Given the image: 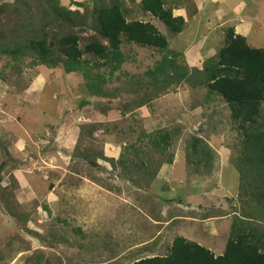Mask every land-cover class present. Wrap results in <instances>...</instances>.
I'll list each match as a JSON object with an SVG mask.
<instances>
[{"label":"rangeland","instance_id":"obj_1","mask_svg":"<svg viewBox=\"0 0 264 264\" xmlns=\"http://www.w3.org/2000/svg\"><path fill=\"white\" fill-rule=\"evenodd\" d=\"M23 1L40 24L47 2ZM112 1L58 0L88 18L94 2ZM118 1L127 20L154 24L168 50L123 43L125 61L101 93L87 90L80 71L0 54V264H130L165 255L180 235L217 256L234 218L264 231L245 194L259 179L243 165L239 123L203 84L226 28L264 48V0H166L185 21L179 33L140 0ZM0 3L10 4L0 11V30L9 29L21 0ZM170 52L190 75L163 85L145 72ZM256 128L264 131V100ZM159 131L170 135L163 149L153 144Z\"/></svg>","mask_w":264,"mask_h":264},{"label":"trees","instance_id":"obj_2","mask_svg":"<svg viewBox=\"0 0 264 264\" xmlns=\"http://www.w3.org/2000/svg\"><path fill=\"white\" fill-rule=\"evenodd\" d=\"M45 1L44 18H40L42 22L38 25L34 20L30 21L29 3L21 0V4L12 5L19 18L15 26L0 30V54L14 60L30 54L33 64L50 67L60 64L66 72L80 71L87 90L98 94L125 61L120 51L123 43L168 50L167 39L158 28L149 21L127 20L125 7L118 0L108 5L94 2L90 18L67 10L59 5L58 0ZM9 5L0 3V11ZM139 5L143 12L158 19L169 32L179 33L183 29L184 19L172 15V8L166 0H140ZM76 26L89 28L94 33L83 39L84 36L81 38L78 32L73 31ZM48 27L67 30L58 34ZM98 36L105 38L106 43L101 42ZM82 39L84 43L80 46ZM176 58L174 52L164 54L145 74L155 80L161 77L163 85L187 79L190 75L188 70L177 64ZM99 67L105 70L99 72ZM92 69L96 71L92 72ZM203 84L223 99L230 117L239 123L243 165L248 167L255 180L259 179L258 183L246 184L245 194L250 196L248 204L252 209L257 208L264 218V131L256 128L264 100V48L250 46L232 27L226 28L225 43L218 51L217 59L210 58L203 66ZM169 138L168 132L159 131L153 144L163 149L169 146ZM193 141L198 143L200 140L194 138ZM248 213L250 217L247 218H252ZM242 217L232 220L221 255L215 256L199 243L175 236L165 255L140 258L130 264H264V231L261 233L258 227Z\"/></svg>","mask_w":264,"mask_h":264},{"label":"crops","instance_id":"obj_3","mask_svg":"<svg viewBox=\"0 0 264 264\" xmlns=\"http://www.w3.org/2000/svg\"><path fill=\"white\" fill-rule=\"evenodd\" d=\"M180 236H182V235H180ZM183 237H185V236H183ZM189 239V238H188ZM190 240H192V239H190ZM198 243V242H197ZM201 245V244H200Z\"/></svg>","mask_w":264,"mask_h":264},{"label":"clouds","instance_id":"obj_4","mask_svg":"<svg viewBox=\"0 0 264 264\" xmlns=\"http://www.w3.org/2000/svg\"><path fill=\"white\" fill-rule=\"evenodd\" d=\"M153 257V256H152Z\"/></svg>","mask_w":264,"mask_h":264}]
</instances>
